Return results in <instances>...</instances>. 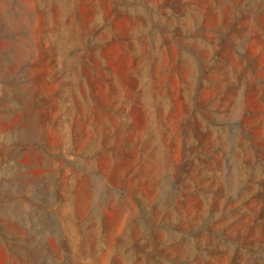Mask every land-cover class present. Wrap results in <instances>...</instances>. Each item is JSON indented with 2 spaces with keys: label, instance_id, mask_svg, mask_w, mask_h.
I'll return each instance as SVG.
<instances>
[{
  "label": "rangeland",
  "instance_id": "obj_1",
  "mask_svg": "<svg viewBox=\"0 0 264 264\" xmlns=\"http://www.w3.org/2000/svg\"><path fill=\"white\" fill-rule=\"evenodd\" d=\"M0 264H264V0H0Z\"/></svg>",
  "mask_w": 264,
  "mask_h": 264
},
{
  "label": "bare ground",
  "instance_id": "obj_2",
  "mask_svg": "<svg viewBox=\"0 0 264 264\" xmlns=\"http://www.w3.org/2000/svg\"><path fill=\"white\" fill-rule=\"evenodd\" d=\"M186 19L189 21V23H191L192 25V21L194 20V16L192 13L188 12L187 13V17ZM164 150L162 148H157V150L153 151L152 154L154 157L157 158H161V156L163 155ZM64 215L66 216H70V213L67 211L66 213L64 212ZM40 224V223H39Z\"/></svg>",
  "mask_w": 264,
  "mask_h": 264
}]
</instances>
